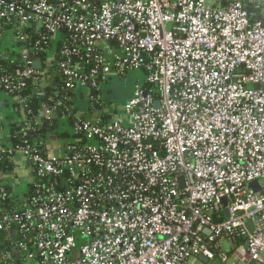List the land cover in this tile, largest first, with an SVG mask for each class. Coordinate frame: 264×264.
I'll list each match as a JSON object with an SVG mask.
<instances>
[{"label": "built area", "instance_id": "obj_1", "mask_svg": "<svg viewBox=\"0 0 264 264\" xmlns=\"http://www.w3.org/2000/svg\"><path fill=\"white\" fill-rule=\"evenodd\" d=\"M139 70L122 116L72 113L59 151L30 144L61 92L99 101ZM0 72L24 138L6 152L33 173L0 264H264V0H0Z\"/></svg>", "mask_w": 264, "mask_h": 264}, {"label": "trees", "instance_id": "obj_2", "mask_svg": "<svg viewBox=\"0 0 264 264\" xmlns=\"http://www.w3.org/2000/svg\"><path fill=\"white\" fill-rule=\"evenodd\" d=\"M41 62H44V58L45 56H39ZM17 59V58H15ZM3 73L0 72V77ZM58 81H59V74L56 73L51 81H48L46 83V86L48 87L45 88L42 92L44 94V96L39 99L38 101H33V103L29 106V110L33 111V115L37 118L40 117V107L39 104H42L45 102V97L48 96H54L56 97L55 93H53V90H51V88L55 87L58 85ZM52 91V92H51ZM0 93H3L8 99H11L12 96L9 95L8 93L3 92L2 90H0ZM31 94V87L27 90L22 92V95H30ZM55 94V95H54ZM59 95H61L60 101L63 103V107H59L57 110V114L55 116V119H53V121L48 124V125H39L38 127L34 128V132L28 135V139L30 141V144L36 141H40L41 140V147H38V149H40L41 153H46V147H47V141L49 140V138H51L52 135H57L56 131V121L57 120H64L65 118L68 119L70 121V124L73 121V118L71 117H67L69 114L74 113V110L72 108V105L74 103V93H64L61 92ZM94 94L91 93V97L89 98V107L90 109L88 111L92 112H97L96 110H98V108L100 107L99 101H96L93 97ZM63 98H67L66 100H64ZM44 99V100H43ZM58 100V99H55ZM10 102V108L14 109V111H16L19 114L18 111V105L14 102ZM8 104V103H7ZM94 119H104V120H109L110 117L109 116H100V117H95ZM92 119V120H94ZM82 120H86L84 118H82ZM22 124H18L16 123L15 125L12 126L11 132H10V145H12V147H14L16 144H20L23 141V137H22ZM59 137L65 138V136L62 134V136L60 134H58ZM7 149L4 151V153L2 152V150L0 149V185H2L5 189L6 192L8 193V197L5 199H2L0 197V215L4 214V213H11L14 211H18L19 210V206L21 205V203H23V201H25L30 193H31V183L27 184L25 186L24 189V194H22V196L19 195H15L12 194L11 188L8 185H4L2 183V177L3 176H8L13 172V166L10 162V158L11 156L6 152ZM15 234L11 235L10 234V238H5L2 237L0 238V251H2L3 249L7 248L10 243L12 242V237ZM11 239V240H9ZM14 241V240H13ZM7 245V246H6ZM4 247V248H3Z\"/></svg>", "mask_w": 264, "mask_h": 264}, {"label": "rangeland", "instance_id": "obj_3", "mask_svg": "<svg viewBox=\"0 0 264 264\" xmlns=\"http://www.w3.org/2000/svg\"><path fill=\"white\" fill-rule=\"evenodd\" d=\"M145 73L142 70L128 71L123 76H117L112 74L106 83L102 86L100 92V107L97 112H90L89 98L90 91L88 89L80 88L74 92V103L72 108L74 110L75 117H82L86 120H92L95 117L109 116L110 118H119L123 114L125 104L132 98L135 85L142 86L145 82ZM0 93V96H3ZM14 102V99H9ZM56 133L62 134L68 139L72 135V127L68 119L56 121ZM63 138V139H66ZM62 137L59 140H63ZM66 141V140H65ZM67 142V141H66ZM25 176L24 170H15L12 178L16 180V183L20 184L17 189L18 195L22 196L25 189V182L22 181V177ZM264 185V180L261 181Z\"/></svg>", "mask_w": 264, "mask_h": 264}, {"label": "crops", "instance_id": "obj_4", "mask_svg": "<svg viewBox=\"0 0 264 264\" xmlns=\"http://www.w3.org/2000/svg\"><path fill=\"white\" fill-rule=\"evenodd\" d=\"M10 100L5 96H0V149L1 150H9L12 148V145H10L9 139H10V132L12 129V126L16 123H20L22 120L21 114L14 111V109L10 108ZM8 103V104H7ZM61 137L58 135H52L51 138L47 141V147H46V153H56L60 150V148L66 144L67 142L71 141L73 139L72 135L71 137H68V139L59 140ZM67 142H66V141ZM10 162L13 166V172L8 176H3L2 183L4 185H8L11 188L12 194L18 195L17 189L20 186V184L16 183V180L12 178L15 170H24L25 176L22 177V181L25 182V186L27 184L32 183L33 180V173L31 170L30 165L28 162L19 156H13L10 158ZM24 194V191L23 193ZM190 264H218L217 262H209L202 258L193 259L190 261Z\"/></svg>", "mask_w": 264, "mask_h": 264}, {"label": "water", "instance_id": "obj_5", "mask_svg": "<svg viewBox=\"0 0 264 264\" xmlns=\"http://www.w3.org/2000/svg\"><path fill=\"white\" fill-rule=\"evenodd\" d=\"M40 65H41V60H40V59H37V60L34 62V66L37 67V68H39ZM256 89H258V87H256ZM156 106H158L157 103H156ZM250 188H252V189L255 190L256 192H260V188H259V185H258L257 183H251V184H250ZM226 215H227V213H226ZM248 228H249V230H251V227H250V226H249ZM200 258H202V257H200ZM202 259H204V258H202ZM250 264H257V263L252 262V263H250Z\"/></svg>", "mask_w": 264, "mask_h": 264}]
</instances>
